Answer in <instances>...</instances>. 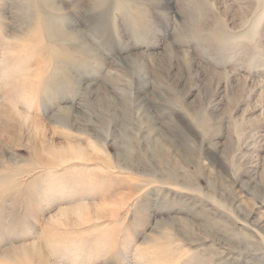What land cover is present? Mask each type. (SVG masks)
<instances>
[{
	"label": "rangeland",
	"instance_id": "1",
	"mask_svg": "<svg viewBox=\"0 0 264 264\" xmlns=\"http://www.w3.org/2000/svg\"><path fill=\"white\" fill-rule=\"evenodd\" d=\"M0 264H264V0H0Z\"/></svg>",
	"mask_w": 264,
	"mask_h": 264
}]
</instances>
